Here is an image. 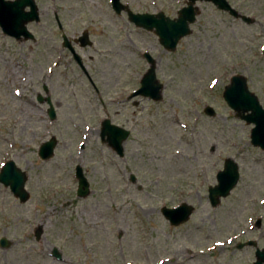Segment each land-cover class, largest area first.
<instances>
[{"label": "rangeland", "instance_id": "1", "mask_svg": "<svg viewBox=\"0 0 264 264\" xmlns=\"http://www.w3.org/2000/svg\"><path fill=\"white\" fill-rule=\"evenodd\" d=\"M103 1L34 0L32 39L0 30V167L12 160L24 171L27 192L20 202L0 183V264H253L255 247H264V150L250 144L252 124L221 91L241 74L264 107V0H227L250 22L196 1L190 32L173 51ZM184 1L129 7L172 17ZM53 14L97 91L61 49ZM83 29L90 45L78 44ZM144 52L162 84L156 101L128 96L147 67ZM103 118L129 130L122 156L100 141ZM51 137L52 155L41 160L38 146ZM226 157L238 179L211 206L207 187ZM75 165L88 182L82 197ZM183 201L188 219L170 225L160 207Z\"/></svg>", "mask_w": 264, "mask_h": 264}, {"label": "water", "instance_id": "2", "mask_svg": "<svg viewBox=\"0 0 264 264\" xmlns=\"http://www.w3.org/2000/svg\"><path fill=\"white\" fill-rule=\"evenodd\" d=\"M196 1H207L212 3L216 8L226 10L234 17H238L245 22L252 21L251 18L239 14L232 8L226 0H186L184 6L176 11L174 17L165 15L162 11L132 12L127 9V19L134 26L140 27L147 31H152L158 43L166 51H173L180 38L190 32L189 25L195 20L197 13ZM112 8L115 12L126 7L117 0L114 1ZM30 21H38V10L34 0H0V30L3 34L13 37L16 40L32 39V34L27 30L26 23ZM80 46L88 44L86 33L83 32L77 38ZM62 46L66 47L75 58L76 62L81 66L78 55L74 52L69 40L62 35ZM262 54L264 55V43L262 45ZM142 56L147 63V67L141 77L139 84L128 96H142L150 100L156 101L161 98L162 84L157 80L155 75V61L152 56L144 52ZM221 97L226 105L232 109L234 115L246 123H251L252 127L249 131L250 144L264 150V108L258 102L254 93H252L246 84V79L241 74H232L228 82L223 86ZM38 101H42L37 97ZM48 105L47 115L49 118L54 116V112L50 101L46 98ZM203 112L207 115H213L214 110L210 105L203 107ZM129 130L111 123L108 118H103L100 122L99 138L105 142L118 156H122V142L127 138ZM56 140L51 137L39 144L37 155L39 159L44 160L52 155ZM74 177L76 178L75 193L77 196H84L88 192V182L82 174L79 165L74 167ZM25 173L17 167L12 160H8L0 167V183L7 186L10 192L18 198L20 202L27 199V192L24 189ZM133 177L131 176V180ZM238 179V169L235 161L226 157L221 169L215 174V183L207 187V198L209 204L214 206L218 203L219 198L225 197L232 189ZM192 211V206L186 202H180L174 207H160V213L168 221L170 225H178L188 219ZM256 220V225H258ZM246 244L255 246L254 242L247 241ZM7 240L0 238V247H5ZM241 244H238L239 247ZM51 253L60 258V254L55 248ZM254 264H264V247L254 250Z\"/></svg>", "mask_w": 264, "mask_h": 264}, {"label": "flooded vegetation", "instance_id": "3", "mask_svg": "<svg viewBox=\"0 0 264 264\" xmlns=\"http://www.w3.org/2000/svg\"><path fill=\"white\" fill-rule=\"evenodd\" d=\"M99 1H101L102 2V0H99ZM114 1L115 0H104L103 1V4L104 5H107L108 7H110V9L114 12V14L115 15H120L121 14V12L122 13H124V16L126 17V19H127V14H126V10L127 9H129V10H131L132 12H147V11H133L130 7H129V5L134 1V0H117L118 1V3H120V4H122V5H124L125 7H126V9L125 8H123V9H121V12L119 11V13H117V12H115L114 11V9L112 8V5L114 4ZM135 1H138V0H135ZM185 2H186V0L184 1V4H185ZM228 2V1H227ZM229 3V2H228ZM184 4L182 5V6H184ZM229 5L232 7V8H234L230 3H229ZM182 6H180V7H182ZM179 7V8H180ZM179 8H177L176 9V11L179 9ZM218 9V8H217ZM235 9V8H234ZM219 10H221V9H219ZM237 12H239L237 9H235ZM176 11H175V13H176ZM221 11H223V12H227L226 10H221ZM147 13H152V12H147ZM228 13V12H227ZM229 14V13H228ZM229 15H231V14H229ZM196 16V15H195ZM232 16V15H231ZM173 17V16H172ZM232 17H234V16H232ZM234 18H238V17H234ZM53 20H54V24H55V26H56V28H57V30L59 31V33H60V36H61V39H62V35H64V33H63V31H62V24L60 23V20L58 19V17H57V15H55V14H53ZM128 20V19H127ZM128 22H130V21H128ZM194 22V21H193ZM131 23V22H130ZM84 31L83 32H85L86 33V38H87V40H88V44L90 45L91 44V41H90V39H89V34H88V30L87 29H83ZM82 32V33H83ZM81 33V34H82ZM76 38V37H75ZM70 40V39H69ZM70 42L72 43V41L70 40ZM73 43H76V42H74L73 41ZM78 44H79V42H78ZM60 45H61V49H66V48H64L63 46H62V40H61V42H60ZM79 47V46H78ZM76 65H77V67L79 68V70L81 71V73L86 77V79L88 80V82H89V84L94 88V90L95 91H97V89L95 88V85H94V82L92 81V79H91V77H90V75L88 74V72L86 71V69L85 68H83V67H81L77 62H76ZM254 261H255V256H254ZM254 261H253V264H254Z\"/></svg>", "mask_w": 264, "mask_h": 264}]
</instances>
